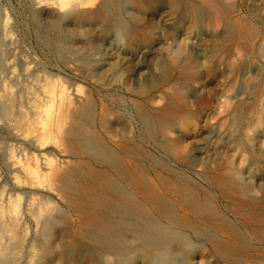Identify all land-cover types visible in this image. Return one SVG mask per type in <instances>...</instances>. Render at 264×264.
<instances>
[{
  "label": "bare ground",
  "instance_id": "obj_1",
  "mask_svg": "<svg viewBox=\"0 0 264 264\" xmlns=\"http://www.w3.org/2000/svg\"><path fill=\"white\" fill-rule=\"evenodd\" d=\"M24 1L31 17L30 29L33 32V39L38 45L36 48H40L41 54H39L40 57H36L37 55L34 53L33 56L25 55V53L19 56L16 52L11 58H3L0 47V124L6 128L9 136L7 144L3 143L5 147L3 146L1 155V166L3 165L6 171V177H0V264H82L86 259L85 264H126L127 260H131V264H181L180 261L183 259L187 260L189 264H199L193 260L195 259L192 251L193 246H188V242L182 236L185 232L182 233L174 222L167 221L163 217L164 215L158 212L149 218L137 217L130 209L128 199L132 198L134 194L130 191V179L127 178L129 174H125L127 172L121 171L119 174L113 170L119 176L113 175L114 173H106L103 176L105 187L103 184L102 191L95 187L98 184L93 185L95 190H92L93 188L88 184L91 189L80 193L81 187L78 185L79 182L77 184L78 173L82 165L86 166L89 162L84 160L81 153L75 151V147L79 146L81 152L85 151L95 163L97 162L95 157L99 151V148L97 151L91 147L92 130L88 126L90 122L88 125L85 122V117L88 114L87 107L91 102L89 103V96L84 93L82 84L91 83L99 88H107L118 82L120 84L123 74L127 73L124 71V65L128 64L127 59L129 56H133L134 52L127 53L128 56L124 57L126 61H122L123 63L117 70L107 72L108 75L102 79L103 81L100 80L101 82L92 78L95 75H92L93 71L90 70L92 76L88 75L84 78L80 68L92 67L94 69L95 66L108 64L107 61L113 57L114 52L111 54H107V52L123 42L124 36L129 34L130 23L128 24L126 18L130 16V10L127 4H122V0ZM256 1H259L257 3L260 4L262 12H264V0ZM204 3L209 4L210 7L216 6L212 0H204ZM195 5L193 8L194 20L192 19L191 26L186 29L184 28L186 19L183 18L177 23V19L170 18V14L168 15L166 5L156 7L158 9L152 15L158 20L167 18L170 24L175 21L174 25L177 24L180 32L185 31L183 39L181 37L183 46L181 45L180 48L177 46L178 48L173 52L174 56L184 55L183 63L187 67L197 65L202 59L208 58L213 64V71L219 75L215 77L214 81L210 76H200L190 80L187 87L179 84L166 87L150 100V105L159 104L162 98L161 94L168 90H185V92L188 90L186 95L189 96L193 89L207 91L211 87L215 94L208 123L226 137L231 136V124L239 100L241 98L248 101L254 99L256 106L254 105L255 109L252 107L254 111L251 114V120L250 117L244 119L241 132L246 140L254 143L257 140V135L261 132L256 127L258 126L256 122L264 126V76L259 72V64H264V56L250 55L243 50L239 43H228L226 41L227 30L221 24L222 22L216 18L207 17L204 14L205 10L203 11L202 8ZM8 19L4 20L2 29L0 27L2 30L0 46L3 42L10 45L14 43V36L11 33L13 30L10 31L9 25L11 24ZM205 23L210 25L208 26L209 34L201 32L203 31L201 27ZM157 37L158 42L163 41L161 33H158ZM175 38V36L171 37V45L175 42ZM99 40L104 54L94 49V45ZM259 41L264 47V33ZM203 44L207 46L204 53L201 49ZM225 44L230 46H228V51L223 53L225 47L222 48ZM152 52V49L146 50L141 57L151 55ZM170 56L174 60L173 56ZM139 58L137 57L133 68L128 71L133 80L141 79L149 70L143 59L139 60ZM53 59L59 63H52ZM171 59L169 57V60ZM251 62L254 65L249 64ZM96 68L101 69L102 67H95L94 70ZM179 68L181 67L179 66ZM255 80H258L257 82H260L263 87L262 90H258L259 92L254 91ZM212 84L213 86H211ZM109 116L110 114H107V117ZM254 122L256 126H254ZM129 133L130 131L125 127L121 129L119 135L127 136ZM180 136L181 134L177 132L173 137L175 140H179ZM211 136L212 134H209L207 140L201 139L197 142L194 148L196 156L201 155L205 158L218 153L221 145L217 146ZM220 149L231 155L235 152L236 146H231V143H228ZM91 169L93 168L91 167ZM91 169L85 170L89 172L87 173L89 178ZM123 170L125 169L123 168ZM85 171L84 174H86ZM244 173L243 170L228 167L225 175L226 180L236 187H242L247 182ZM259 183L263 185L264 191L263 176L259 179ZM86 188L82 190L85 191ZM263 191L259 192L260 195ZM111 192L116 198H124L126 201L114 199L115 197L110 195ZM75 195L83 197L84 210L77 209L76 206L74 208L77 210L73 207V210L70 209L69 203ZM144 196L146 197V195ZM77 203V206L83 205ZM59 204L66 208L62 209L65 210L66 220L70 224V232L62 238L55 235L58 219L55 215L59 211L57 209ZM81 211L87 216L86 219H84L86 216L82 217ZM76 236L81 240L73 242L72 238ZM69 243L71 246L66 249ZM78 244L85 250L79 252V257L76 256L77 260H75L76 257L72 259L71 254L76 251ZM210 256L208 255L205 264H216L209 260ZM228 260L223 261L225 264H253L251 259L243 257Z\"/></svg>",
  "mask_w": 264,
  "mask_h": 264
},
{
  "label": "rangeland",
  "instance_id": "obj_2",
  "mask_svg": "<svg viewBox=\"0 0 264 264\" xmlns=\"http://www.w3.org/2000/svg\"><path fill=\"white\" fill-rule=\"evenodd\" d=\"M174 1L122 0V4L126 3L130 10V16L126 18L128 24L130 23L129 34L124 36L123 42L115 45L114 51L107 52V54L114 52L113 57L108 59L107 65L95 66L102 67L101 69L96 68V70H94L95 67L94 69L92 67L80 68L84 78L88 75H95L92 78L95 81L97 80V82H101L110 71L117 70L121 66L120 64L123 63L122 61H126L124 57L128 56L127 53L130 51L134 52V55L129 56L127 59L128 64L124 65V71L127 73L123 74L120 84L118 82L107 88H99L91 83H81L84 93L89 96V103L91 102V105L88 104V114L86 113L87 116L85 117L87 125L89 122L93 124L88 125L92 130V132L90 131L92 133L91 147L96 150L99 148V151H97L101 153L97 152L99 156L95 157L97 159L95 163L85 151L82 150L81 152L79 146L75 147V151L81 153L84 160L87 163L89 162L86 166L83 164V168L81 167L78 173V181H76L77 184L79 182L78 185L81 187L80 193L88 191L89 185L93 188L92 190L97 188L102 191L105 187L103 176L106 173H114L113 170H116L119 174L121 171L127 172L125 174H129L127 178L130 179V191L134 194L132 198L128 199L130 209L133 210L137 217L149 218L158 212L164 215L163 217L167 221L174 222L182 233L185 232L182 236L188 242V246H193L192 251L195 255V259L193 260L195 262L205 264L208 255L210 256L211 254L212 257L210 256L209 260L213 263L216 262V264H225V260L230 259L228 261H231L238 257L251 259L253 264H264V191L263 185L259 183V179L262 176L264 177V126L259 125L255 121L260 126L258 127L254 122V126L261 130L254 143H250L248 139L246 140V137L242 136L243 133H241L244 121L249 117L251 120V114L254 111L253 109H255L256 101L254 99L248 101L243 98L239 100L241 104L238 103L236 106L230 129L231 136L226 137L222 136L217 128L208 123V119L211 117L212 100L215 94L211 87L207 91L193 89L190 91L189 96L186 95L188 90L186 92L185 90H168L161 94L162 98L159 104L156 106L150 105V100L156 94H160L166 87L175 84L187 87L190 80L200 76H210L214 81L215 77L219 75V73L213 71V64L208 58L202 59L197 65L187 67L183 63L184 55L174 56L173 52L178 47L180 48L181 45L183 46L181 41L185 31L181 33L177 24L174 25L175 21L173 24H170L167 18L163 20L155 19L152 14L160 6L166 5L168 15L170 14V18L174 17L175 20L177 19V23L185 18L187 22L184 24V28L186 29V27L191 26L194 20L193 8L196 4V7L202 8L203 11L205 10L204 14L207 17L216 18L222 22L220 23L227 30V34H225L228 43H239L246 53L254 56H264V47L259 41V38L264 33L262 31L264 30V12H262L263 10L260 4H258L259 1L256 0H212L214 5H216L215 7L211 6L212 8L209 4L206 5L204 0H176L178 3ZM199 3L203 4L200 6ZM213 9L215 10L212 11ZM6 18H9L8 22L11 24L9 25L10 31L13 30L11 33L14 36V45L11 44V46L9 43L5 42L4 44L3 42L0 46L1 56L3 58H11L17 52L16 54L19 56L24 55L23 53L33 56L34 53L37 55L36 57H40V48H36L38 45L35 39H33V32L30 29L31 17L29 16V9L25 1L0 0V27ZM205 24L203 25L204 27H201L203 29L201 32L209 34L208 26L210 25L208 23ZM242 28L244 29L243 31ZM1 29L0 43L2 42ZM158 33H161L163 37L162 42H158ZM172 36L176 38L175 42L171 45L170 40ZM10 46L12 49H10ZM228 46L230 45H223L222 49L225 47L223 53L228 51ZM94 49L101 51V54L105 53L100 45V40L94 45ZM151 49L153 50L151 55L141 57L146 50ZM201 49L203 50L202 53H204L207 46L203 44ZM170 55L173 56L174 60L171 59ZM137 57H140L139 60L143 59L149 70L141 79L133 80L128 71L133 68ZM169 57L171 60H169ZM57 62L54 59L52 61L54 64ZM249 64L254 65L253 62ZM259 65V72L264 76V64L260 63ZM89 70L93 72L91 73ZM66 77L69 78V76ZM258 80H255L254 91L256 92H259L263 88L260 82H257ZM105 111L108 112L107 114H110L109 117H107ZM146 115L147 117H145ZM146 125L148 126L146 127ZM186 126L190 129H187ZM125 127L130 131L129 135H119L121 129ZM7 132L6 128L0 124V175L3 172V177L1 175V178L6 177V171L3 165L1 166V155L5 147L3 143L7 144V141H9ZM177 132L181 134L179 140H175L173 137ZM209 134H212V140L216 141L217 146L221 145L224 148L228 143H231V146H236L235 152L228 155L227 152L220 149L222 148L220 146L218 153L211 154L205 158L201 155L196 156L194 148L197 142L201 139L207 140ZM228 167L237 168L245 172L244 176H246L247 182L242 187H236L226 180L225 175ZM87 169H91L90 178L89 174H87L89 172L85 171ZM84 171L86 174H84ZM117 172L113 175L119 176ZM83 184L84 187H82ZM94 184L98 185L95 186ZM103 184L104 187L102 186ZM83 188H86V190H82ZM259 189L263 191L261 195ZM110 195L119 201H126L124 198H116L112 192ZM74 197L69 203L70 209L73 207L75 210H82L84 206L83 197L79 195ZM77 202L83 205L77 206ZM75 206L78 208H74ZM57 207H59L57 208L59 211H57L55 216L59 220L57 219L56 221L58 225L56 224L55 235L62 238L70 232V224L66 220L67 217L64 210L66 208L60 204ZM84 216L86 215L82 212V217ZM86 218L87 216L84 217V219ZM77 237H73L72 241L78 242L81 240ZM69 244L66 249H69L72 243ZM78 246L76 247V251L73 252L74 254H71L72 259L76 256L79 257V252L81 253L82 250H85L81 245L78 244ZM77 257L75 260H77ZM86 261L87 259L82 264H85ZM131 262V260H127L126 264H131ZM180 263L189 264L184 259Z\"/></svg>",
  "mask_w": 264,
  "mask_h": 264
}]
</instances>
